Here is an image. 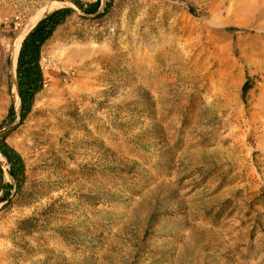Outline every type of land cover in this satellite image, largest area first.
Returning <instances> with one entry per match:
<instances>
[{"label": "rangeland", "instance_id": "1", "mask_svg": "<svg viewBox=\"0 0 264 264\" xmlns=\"http://www.w3.org/2000/svg\"><path fill=\"white\" fill-rule=\"evenodd\" d=\"M49 6L73 12L21 123ZM2 137L0 264H264V0H0Z\"/></svg>", "mask_w": 264, "mask_h": 264}, {"label": "trees", "instance_id": "2", "mask_svg": "<svg viewBox=\"0 0 264 264\" xmlns=\"http://www.w3.org/2000/svg\"><path fill=\"white\" fill-rule=\"evenodd\" d=\"M79 3H77L78 5ZM79 6H81L79 4ZM83 8V7H82ZM87 14H97L98 4L89 5L83 9ZM73 12L70 8L58 9L42 18L34 29L25 37L17 60V85L18 93L22 101L21 123L30 111L35 96L43 88L44 77L41 67L42 50L53 38L57 28L65 23L68 16ZM101 17L100 14H97ZM246 85L243 87L245 92ZM14 113L11 109L9 116ZM20 123V124H21ZM0 153L10 165L9 174L13 179L23 181L24 162L21 156L10 147L5 137L0 140Z\"/></svg>", "mask_w": 264, "mask_h": 264}, {"label": "bare ground", "instance_id": "3", "mask_svg": "<svg viewBox=\"0 0 264 264\" xmlns=\"http://www.w3.org/2000/svg\"><path fill=\"white\" fill-rule=\"evenodd\" d=\"M53 6H49L46 7L44 9H42L40 12H38L33 20H32V26L30 29H26L24 31H22V33L20 34L19 38H18V43L15 47V52H14V58H13V65L15 66L17 63V59H18V55H19V51L21 49L22 43L25 39V37L34 29V27L38 24V22L44 17V15L50 11L52 9Z\"/></svg>", "mask_w": 264, "mask_h": 264}]
</instances>
